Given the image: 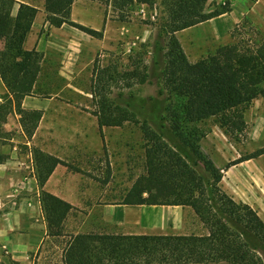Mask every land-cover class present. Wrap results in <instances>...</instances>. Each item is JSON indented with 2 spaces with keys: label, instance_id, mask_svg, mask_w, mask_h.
Returning <instances> with one entry per match:
<instances>
[{
  "label": "trees",
  "instance_id": "obj_1",
  "mask_svg": "<svg viewBox=\"0 0 264 264\" xmlns=\"http://www.w3.org/2000/svg\"><path fill=\"white\" fill-rule=\"evenodd\" d=\"M94 1L111 2L115 6L133 2ZM72 2L45 0L49 24L59 27L65 23L100 38L101 31L70 19ZM179 2L178 7L172 8L176 12L159 76V92L164 95L158 111L159 122H155L156 127L144 120L142 123L144 136L152 145L146 149L147 172L136 180L122 203L190 206L206 226L207 234H66L68 240L62 248V264H264V221L249 205L236 203L221 190L218 185L221 171L199 150L197 141L203 132L196 127L197 122L213 116L226 134L244 132L245 110L254 98L264 94V36L256 40L243 38L234 44L219 46L213 54L190 62L173 32L218 16L229 8L220 4L213 11L204 13V0ZM15 3V0H0V42L4 44L0 49V77L6 86L5 101L0 104V121H4L8 112L14 109L20 115L24 132L30 136L40 113L20 108V100L33 94L42 54L23 48L36 8L18 3L13 14ZM94 114L101 136L102 126H120L136 117L131 105L113 106L104 98ZM164 131L175 138L172 146L163 141ZM169 147H177L178 152ZM182 150H185L183 156H193L192 163L183 159ZM169 152L172 155H168ZM33 154L41 187L55 165L65 162L38 148H33ZM159 154L169 156L170 166L158 164L156 157ZM262 154L264 143L229 161L225 167ZM199 161L206 176L204 180L196 172ZM161 168L167 174L166 180L157 175ZM40 201L46 214L47 230L53 236L62 235L61 223L72 205L44 190H40Z\"/></svg>",
  "mask_w": 264,
  "mask_h": 264
},
{
  "label": "crops",
  "instance_id": "obj_2",
  "mask_svg": "<svg viewBox=\"0 0 264 264\" xmlns=\"http://www.w3.org/2000/svg\"><path fill=\"white\" fill-rule=\"evenodd\" d=\"M15 1L13 14L17 11L18 3L31 5L37 10L23 42V48L34 49L42 54L38 76L48 75L49 54L57 59L59 73L66 76L78 68L80 61L95 57L102 44L103 29L105 32L109 25V18L106 17L101 3L94 0H73L70 8L71 20L101 31L102 36L96 38L65 23L59 27L49 24L45 0ZM37 86H48V82L37 78L33 88L38 89ZM5 93L6 86L0 77V104L5 101ZM20 108L39 111L40 118L30 136L24 132L20 115L14 109L8 112L4 121H0L1 264H12L11 261L17 264H33L31 253L38 250L43 239L48 237L40 190L47 191L72 205V209L61 223V232L64 234H207L206 227L190 206L127 204L122 201L104 200L99 182L82 167H73L75 160L84 161L90 151H100L108 138L104 132L105 126H102L103 136L100 135L94 113L91 115L73 103L36 93L25 95L20 100ZM85 115L91 116L92 119L85 118ZM85 120L90 122L89 127L92 125L93 130L83 126ZM80 121L82 125L78 124ZM69 128L77 131L82 139L76 150L68 141ZM87 131L94 135L93 139L96 137V141L93 143L94 148L88 149L85 154L86 144L83 139ZM33 148L65 162L55 165L41 187L37 181ZM263 158L264 154L227 168L225 164L236 159V155L227 157L226 160L220 159L222 163L212 155L210 159L221 171L218 183L221 190L236 203L249 205L264 221ZM60 257L62 264V250Z\"/></svg>",
  "mask_w": 264,
  "mask_h": 264
},
{
  "label": "rangeland",
  "instance_id": "obj_3",
  "mask_svg": "<svg viewBox=\"0 0 264 264\" xmlns=\"http://www.w3.org/2000/svg\"><path fill=\"white\" fill-rule=\"evenodd\" d=\"M101 4L109 18V25L105 32L103 29L102 44L95 57L80 61L78 68L66 76L59 73L57 59L49 54L48 75L37 77L42 82L47 81L48 86H37L38 89L33 88L32 91L33 94L48 95V98L73 103L89 114L99 109L103 98L111 101L113 106L131 105L135 109L134 120L124 121L120 126L104 127L108 138L100 151H90L84 161L75 160L72 163L73 166L82 167L99 182L104 200L118 202L123 201L136 180L147 172L146 149L152 145L144 136L142 123L144 120L148 125L156 127L155 122H159L158 111L164 96L159 92V76L165 60L163 53L169 48V30L176 12L172 8L178 7L180 2L133 0L132 3L118 6L111 2ZM220 4L228 6L229 10L173 32L190 62L213 54L219 46L234 44L243 38L256 40L264 36V0H204L203 12L209 13ZM85 116L92 119L91 116ZM243 118L244 132L236 135L226 134L213 116L196 123V127L203 132L197 146L205 158L210 159L212 155L222 163L220 159L226 160L233 155L238 158L262 146L264 94L251 101ZM84 123L86 129L93 130L92 125L89 127V121L85 120ZM78 124L82 125V122ZM164 132L163 141L172 146L175 138L167 131ZM68 133V141L76 150L82 139L74 129H70ZM92 136L94 135L87 131L83 139L86 144L85 154L88 149L94 148L96 137L93 139ZM169 148L177 151V147ZM184 152L185 150L180 152L183 159L192 163L193 156H183ZM168 155L172 154L169 152ZM168 155L159 154L156 157L161 167L169 165ZM203 170L202 162L199 161L196 172L204 177ZM164 171L161 168L157 172L162 180L167 179ZM43 216L46 219L44 211ZM60 233L62 235L53 236L47 230L48 237L43 239L42 247L31 253L33 264H61L60 254L68 236L64 232Z\"/></svg>",
  "mask_w": 264,
  "mask_h": 264
}]
</instances>
